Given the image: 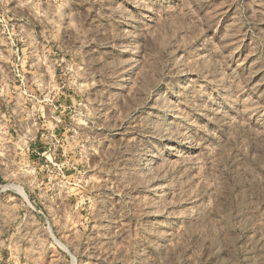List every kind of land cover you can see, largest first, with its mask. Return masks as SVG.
Instances as JSON below:
<instances>
[{
	"label": "rangeland",
	"instance_id": "374dc122",
	"mask_svg": "<svg viewBox=\"0 0 264 264\" xmlns=\"http://www.w3.org/2000/svg\"><path fill=\"white\" fill-rule=\"evenodd\" d=\"M0 264H264V0H0Z\"/></svg>",
	"mask_w": 264,
	"mask_h": 264
}]
</instances>
